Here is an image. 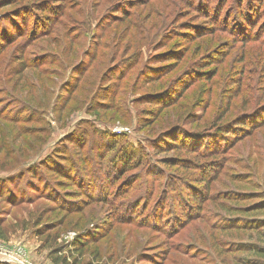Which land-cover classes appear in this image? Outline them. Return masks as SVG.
I'll return each instance as SVG.
<instances>
[{
    "label": "rangeland",
    "instance_id": "374dc122",
    "mask_svg": "<svg viewBox=\"0 0 264 264\" xmlns=\"http://www.w3.org/2000/svg\"><path fill=\"white\" fill-rule=\"evenodd\" d=\"M12 2L0 264H264V0Z\"/></svg>",
    "mask_w": 264,
    "mask_h": 264
},
{
    "label": "trees",
    "instance_id": "16d2710c",
    "mask_svg": "<svg viewBox=\"0 0 264 264\" xmlns=\"http://www.w3.org/2000/svg\"><path fill=\"white\" fill-rule=\"evenodd\" d=\"M11 1H13L12 3H14V2H16V0H11ZM7 35H6V33L5 32H1V29H0V38H5ZM145 118H148V117H145ZM237 126H239V125H237ZM214 156H217V155H214ZM211 169H213V168H215V167H213V166H211L210 167ZM217 170V169H216ZM83 172V171H82ZM63 175V174H62ZM64 178H70V177H68V175L65 173L64 175ZM75 178V177H74ZM74 178H72V180L75 182V185H76V187L78 188V189H74V190H70L69 191V193L67 194L68 196H71V197H75V196H79V197H84V195L85 196H88L89 195V193L86 195L84 192H83V190H85V188L76 180V179H74ZM60 183L61 182H69V184L70 185H72V183L70 182V181H59ZM72 193L74 194V195H72ZM70 198V197H69ZM196 198H198L197 197V195L194 193V191L193 192H191V195L189 196V200H192V199H196ZM67 200H69L68 198H66ZM186 214H184V216H185ZM263 222H264V220H263ZM260 226H264V223L263 224H261ZM0 238H2V239H4L5 238V235L3 234V228L1 227V224H0ZM263 241H264V238H263ZM87 244H88V241H86V240H80V239H77V242L74 244L75 246H74V248L79 252V253H81L84 249V247L85 246H87ZM84 246V247H83ZM252 251L254 252V253H256V254H258V255H260V256H263L264 257V246H262V245H252ZM51 255L53 256V253H51ZM53 260L56 262V263H67V261H66V259L64 258H62V257H53Z\"/></svg>",
    "mask_w": 264,
    "mask_h": 264
}]
</instances>
